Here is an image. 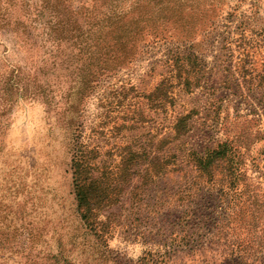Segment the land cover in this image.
<instances>
[{
    "label": "rangeland",
    "instance_id": "374dc122",
    "mask_svg": "<svg viewBox=\"0 0 264 264\" xmlns=\"http://www.w3.org/2000/svg\"><path fill=\"white\" fill-rule=\"evenodd\" d=\"M263 76L264 0H0V207L36 230L34 255L73 250L77 135L97 174L125 176L100 217L103 264H220L245 239L257 243L248 261L264 264ZM163 80L172 100L155 102ZM238 133L252 140L234 193L225 169L210 180L194 158ZM18 234L7 262L30 264Z\"/></svg>",
    "mask_w": 264,
    "mask_h": 264
},
{
    "label": "trees",
    "instance_id": "16d2710c",
    "mask_svg": "<svg viewBox=\"0 0 264 264\" xmlns=\"http://www.w3.org/2000/svg\"><path fill=\"white\" fill-rule=\"evenodd\" d=\"M191 61V60H190ZM109 66V65H108ZM102 71L105 72L107 69L101 67ZM99 71V69H98ZM94 75H91L88 83L85 84V88L93 81ZM83 77H80L78 81H81ZM264 81V76L263 79ZM79 82L76 83V85ZM12 86V84H11ZM80 86V85H79ZM78 86V87H79ZM78 89V96L81 94ZM172 87L165 80L161 81L160 84L155 88L149 97H154V101H163V100H172L169 95V90ZM190 88V87H189ZM188 90V87H186ZM84 91V88H83ZM185 121H187V116L179 118L175 125V133L177 135L181 134L182 130L185 127ZM247 140V144L242 146L241 140ZM258 138L256 133L253 136V139ZM252 140L247 133H238L234 134L231 137H228L226 140L218 143L215 148L208 149L202 153L199 157V154H196V159L194 158L196 164V170L206 175L210 180L213 178L214 171L219 169H225L229 177L228 184L232 189L238 190V185L245 181L246 177L242 171V164L244 161V152L242 149L246 148L248 142ZM71 148V159H70V173L72 179L74 200L76 206V213L79 217L82 227H79V231L73 236V239H70L71 244H73L74 252L77 251L82 255H88V257L83 261L78 256H73V250L65 249L63 243L61 249L52 253L49 251H43L45 249H40V252L37 255H34L33 252H36V230L33 227H27L26 225H18L17 223L22 220L19 215V211L12 210L9 206L0 207V264H8L7 261L12 260V255H15L18 251L14 250L11 246H7L8 236L18 233L22 235L26 240L25 246L22 248V252H26L28 257L27 262L30 264H103L105 257L108 256L109 252L107 250L106 243V234L110 231L109 218L105 217V220H102L101 214L108 211L112 205H115L118 202V194L121 191V182L125 180V176L115 179L114 173H109L107 175L97 174V164L93 162V157L91 153L87 150L86 144L82 143L78 136L72 137V142H70ZM69 145V146H70ZM135 158H139L134 155L128 157L125 162L126 165L123 166L124 171L128 172L127 176H130L129 168L127 164L133 163ZM224 164V165H223ZM222 182V179H221ZM12 187H15L12 186ZM121 188V189H120ZM221 189H223L221 187ZM234 189V193L238 192ZM5 197L1 200H4ZM239 205V198H235ZM257 200L249 199L245 204L246 207L251 206L253 212L254 205H256ZM244 204V203H243ZM1 205V204H0ZM239 215V214H238ZM237 215V217H238ZM264 215V214H263ZM239 221H242V217H238ZM10 219V220H8ZM17 221L16 225L15 222ZM250 222H255V214L252 216ZM8 223V224H7ZM242 227L243 231L239 232V235L246 232V229L249 231L251 224L246 221ZM10 229L11 232H8ZM40 236V235H39ZM80 239L78 241L77 239ZM244 241H249V243H244ZM238 240L233 244V249L229 252V258L223 260L220 264H252L248 261L247 255L253 252L256 248L257 243H253L250 240ZM105 248V252H103ZM48 249V248H47ZM50 249V247H49ZM230 250V249H229ZM41 254V255H40ZM10 255V256H9ZM107 255V256H106ZM33 257L36 258L37 262L34 261ZM140 264H162L159 261L152 259L151 257L142 259L139 261ZM168 264H178L176 261H166ZM13 264H21L18 260ZM25 264H28L25 262ZM205 264H218V262L205 263Z\"/></svg>",
    "mask_w": 264,
    "mask_h": 264
}]
</instances>
